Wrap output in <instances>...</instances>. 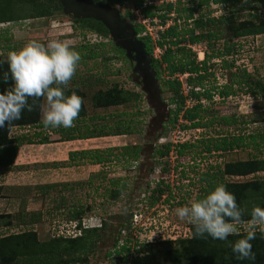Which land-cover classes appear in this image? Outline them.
Here are the masks:
<instances>
[{"label":"rangeland","instance_id":"374dc122","mask_svg":"<svg viewBox=\"0 0 264 264\" xmlns=\"http://www.w3.org/2000/svg\"><path fill=\"white\" fill-rule=\"evenodd\" d=\"M161 1L148 0L146 3L161 4ZM180 1L182 7L187 0ZM108 6L116 9L128 26L133 27L134 23L143 20L130 2ZM129 9L134 12L131 18L126 15ZM31 11V4L25 0L0 1L3 19L13 18L10 22L0 21L1 58L7 59L10 51L21 49L31 40L44 44L51 39L67 40L81 56L68 88L81 89L85 105L92 103V96L98 91L111 87L134 91L139 96L132 95L128 103L95 109V113H101L99 120L88 121L127 132L111 137L100 136L92 142L93 149L102 152L113 149L110 160L104 164L87 159L83 165L74 164L69 152L75 146L53 144L39 150H28V157L24 160L25 154L19 156L18 164L13 163L11 170L0 166V185L3 187L0 235L33 230L38 240L44 242L58 237H74L80 232L73 212L81 209V225L84 227L99 226L101 220L106 223L101 241L95 252L88 256L90 264H133L136 257H143L150 249L162 251L165 245L161 242L167 239L173 241L168 247L177 246L175 240L178 237H189L190 225L175 215V209L190 204L194 198L205 193L209 179H202V175H213L218 167L223 168L228 162L264 158V146L255 148L248 145L223 152H208L205 149L210 139H219L223 135L240 133L246 136L264 132V96H254L246 83L260 81L264 85V30L253 35H235L233 30L241 22L250 20V15L256 17L255 25L264 21V4L261 0H242L233 6L210 2L200 8V13L221 20L210 28L212 32L220 33L221 38L191 45L186 40L182 45L192 48L197 61L204 59V52L221 51L230 45L231 53L224 59L234 62L232 67L225 68L221 57L213 59L212 75L204 81L205 89L211 86L220 89L229 84L232 73L245 83L234 84L235 92L226 98L218 96L214 90L216 93L212 101L202 99L200 114L204 124L197 128H184L189 122L182 117V112L175 122H171L175 108L170 101L172 93L156 77L151 59L143 53V46L137 43L136 37L140 34L126 39L122 33L112 34L103 24L108 34L102 35L82 28L79 26L82 18L75 20L63 11L50 16L30 17ZM199 12L194 14V18ZM148 21L140 23L149 27L151 36L161 31L158 19H154L153 24ZM179 23L178 29L191 27L183 21ZM191 23L190 20L187 22ZM154 54L157 55L155 57L160 55L153 51ZM187 75H175L183 82L181 89L185 96L191 89L185 82ZM197 89L198 86L195 87ZM195 103L196 100L188 96L184 108ZM88 108L93 110L91 106ZM231 116L236 117L235 122L218 123L221 118ZM13 131L11 134L15 133ZM56 138L51 135L52 140ZM167 143L172 144L169 152L159 155L158 150H164ZM181 143L192 146L179 155L177 150ZM124 145L129 146L128 150L122 149ZM84 147H87L86 144H81L77 149H87ZM135 149H139L137 158L126 154H133ZM38 153L40 157L35 156ZM46 153L55 155L49 158L56 162L53 164L57 169L50 162H45L47 158L41 157ZM216 178H213L214 184L218 181ZM253 179H264V171L224 178L234 182ZM112 180L115 182L112 183ZM153 199L156 201L153 202ZM115 242L117 245L114 247ZM123 244L128 248L126 255L120 250ZM124 255L128 259L125 263L121 260ZM161 262L166 264L163 259Z\"/></svg>","mask_w":264,"mask_h":264},{"label":"trees","instance_id":"16d2710c","mask_svg":"<svg viewBox=\"0 0 264 264\" xmlns=\"http://www.w3.org/2000/svg\"><path fill=\"white\" fill-rule=\"evenodd\" d=\"M7 1L10 0H0ZM32 6L30 17H43L50 16L53 13L61 12L62 5L58 0H25ZM93 2H100L104 4H123L125 2L132 3L135 9H139L141 14L152 20L157 18L160 20V24H165L166 20L170 18V14H174L173 24L164 29L158 31L160 39L153 41L151 36L148 34L139 35L137 38L142 42L144 52L151 59V65L156 72V77L163 83L167 88L168 92L172 93L170 101L174 103L175 108L173 109V117L170 119L171 122H175L178 115L182 112V117L189 122L188 125H184V128H197L203 125L201 122V109L202 99L212 101L213 95L217 92L218 96L226 98L232 95L235 90L233 89L234 84L245 83L237 79L235 73H232V78L229 84H225L223 87L218 89L216 86L205 89L204 81L208 79L209 75H212L210 68L214 65L211 62L215 58H222L223 67H232L233 61L228 62L224 59L226 55L231 53L232 47L226 46L221 51H211L210 53L204 52V59L197 61L196 55L191 51V47L182 45L186 40L188 44H196L199 42L210 43L211 39H220V33L212 32L211 26L221 22L218 18L210 17L205 13H200V8L210 2L216 4H229L231 6L241 3L242 0H187L186 4H181L180 0H163L161 4L146 3L148 0H91ZM155 1V0H151ZM264 4V0H261ZM253 10H256L253 7ZM133 11L130 9L126 11L127 17H133ZM198 13V17L194 18V14ZM256 15V14H255ZM250 20H245L240 23L239 26L233 27L235 35H250L260 34L264 30V21L259 22L258 25L254 24L255 16L250 15ZM253 17V18H252ZM75 20H79L74 18ZM13 20L12 17L3 19V15L0 13V21L10 22ZM189 20L191 24H187ZM91 22L90 24L88 22ZM178 21H183L186 25L191 26L190 28L178 29ZM87 22V25L84 24ZM153 22V21H151ZM79 26L87 28L102 35H107L108 30L101 21L95 19H80ZM187 27V26H186ZM136 34H141L145 27L139 23H134L133 26ZM196 30L200 32L196 33ZM220 32V31H219ZM186 36V39H185ZM161 48L162 53L159 57L153 55V51L156 47ZM191 48V49H190ZM94 56V54H93ZM89 57V56H87ZM9 72V66L7 59L0 57V93L6 92L8 88L12 86L11 78L9 82L3 81V74ZM186 85H190L191 89L187 96L182 92L183 82L179 79L176 74H185ZM10 75V74H9ZM245 75V71L243 73ZM167 78H164V77ZM248 84V90L254 95L264 96V85L260 81L246 82ZM199 89L195 90V87ZM216 92H215V91ZM66 95H70L71 92L75 91L77 95L84 98L83 91L81 89L72 87L64 89ZM132 95L139 96L137 92L120 90L117 88H109L104 91H98L92 96V104L94 107L103 108L108 106H117L130 101ZM191 97L196 100L197 103L192 107L184 108L185 100L187 97ZM33 101L29 99L31 104ZM43 103V99L36 102L37 105ZM86 109L84 103L82 104V110L79 113L78 118H85ZM40 109L35 107L32 112L25 109L22 113L21 119L13 121L11 130L5 126L0 128V166L6 170H11L13 162L15 160L18 148L24 143H45L48 142L47 136H42L41 130L35 131L32 134L29 133H16L11 134L13 129H24L28 128H46L40 120ZM99 116H92L91 118H98ZM74 121V122H75ZM236 121L235 116L223 117L218 123L230 124ZM254 122V121H252ZM48 128V127H47ZM113 128L105 127L104 125H92L87 124L80 125L78 133L75 134L76 124L71 128L61 127L62 132H67V139L74 138H92L98 136H109L122 134L123 131L118 132L112 130ZM128 131V130H127ZM123 133H127L124 131ZM39 138V139H38ZM38 139V140H37ZM248 145H252L255 148L264 146V132L251 133L248 135H242L240 133H230L219 137V139H210L205 144V149L208 152L217 151L223 152L228 150H234L238 148H245ZM172 144L167 143L164 145V150H158L159 155L163 156L167 154ZM189 143H181L178 145L177 152L179 155L183 154L184 149L191 147ZM129 146H122L123 150H128ZM139 149H135L133 154L137 158V152ZM113 149L108 148L105 151L100 149L82 150L80 152H70V159L73 156L79 154L81 157L86 158L90 156L93 163L101 164L110 160V155ZM125 154V152H122ZM122 154H120L121 156ZM127 156V157H128ZM264 171V158H252L248 160H238L234 162H228L223 168L218 167L217 173L213 175L206 174L202 175V179L209 181L207 182V188L203 195H199L197 199L205 197L214 188L223 184L227 187V190L233 193L236 197V201L239 207L243 211V219H250V214L253 206H260L264 208V179H253L243 182L225 181V176H246L255 174L257 172ZM214 176H217L216 184L213 183ZM112 183L115 181L112 180ZM3 187L0 185V196L2 194ZM157 191L161 189L157 188ZM156 199H153L155 202ZM152 202V203H153ZM82 210L73 212V219L77 220L76 227L79 230V234L74 237H58L57 239H50L46 242L39 241L35 231L27 230L21 233H13L0 235V264H90L88 256L95 252L97 244L101 241L104 233L106 223L101 220L99 226L84 227L81 225V214ZM34 216V213H32ZM3 216L0 215V220ZM10 225V224H9ZM1 226V221H0ZM130 226V224L128 225ZM189 237H183L175 240L177 246L168 247L173 241L167 239L161 243L165 245L162 251L157 249H150V252L146 251V255L143 257L138 256L132 262L133 264H162L161 260L166 264H264V236L257 230L256 238L251 241L252 252L255 256L254 260L249 259H237L236 254L232 251L229 246L233 244L237 239L243 238L246 235L244 229H240V235L229 236L227 241L214 240L211 237L200 238L194 235V228L190 225ZM117 243H114V247ZM121 251H125V255L128 252L126 245L121 246ZM117 250L118 252H121ZM144 251V250H143ZM124 255L122 261L127 262V257Z\"/></svg>","mask_w":264,"mask_h":264},{"label":"clouds","instance_id":"9594fccd","mask_svg":"<svg viewBox=\"0 0 264 264\" xmlns=\"http://www.w3.org/2000/svg\"><path fill=\"white\" fill-rule=\"evenodd\" d=\"M80 60L79 52L67 40L60 39H51L47 44L31 40L21 49L10 51L9 72L3 74V81L8 83L11 78L12 86L0 93V128L7 126L10 131L13 121L21 119L25 109L32 112L37 106L46 128L73 127L83 98L75 91L66 95L64 89ZM41 99L45 102L37 105ZM175 215L193 226L194 235L200 238L227 241L229 236H239L240 226H244L246 235L229 245L241 260L255 259L251 241L257 230L264 236V208L253 206L250 219L244 220L235 195L223 184L205 197L194 198L190 204L175 209Z\"/></svg>","mask_w":264,"mask_h":264},{"label":"crops","instance_id":"0c3cea01","mask_svg":"<svg viewBox=\"0 0 264 264\" xmlns=\"http://www.w3.org/2000/svg\"><path fill=\"white\" fill-rule=\"evenodd\" d=\"M44 102L45 101L43 100V103ZM88 106H91L93 108V110L91 111V109H89ZM85 108H86L85 118L84 119L83 118H80L79 122L78 121H75L74 122V124H76V131L74 132L75 134L78 133V129H79L80 125L87 124L89 126H92L95 123L90 124L88 121H97V120H99V117L98 118H91V117L92 116H100L101 113L100 112L99 113H95L94 110L95 109L96 110L97 109H101V108L94 107L92 103L91 104H88V105H85ZM40 120H41V116H40ZM14 130H15V133H12V134H16V133L20 134V133H27V132L29 134H32L35 131L41 130V132L43 133L42 136H47L48 137V142H45V143H39V142H37V143H24V144L20 145L19 148H18L16 157H15V160L13 162L14 164H18L17 163L18 162L17 161L18 160V157L21 156L22 154H25V156H24V160H25L28 157V150H30V149L31 150L32 149L39 150V149H43L45 146L47 147V146H50V145H53V144H55V146L69 144L67 146H75L74 149H72L70 152H77L78 153V152H80L82 150H91V149H93L92 148L93 147L92 146V142L97 141V139H99V138L102 137V136L101 137L98 136V137H92V138H74V139H67V136H66L67 135V132H62L61 131V127H59V128H51V127H48V128H35V127L28 128V127H26L24 129H14ZM49 134H51L53 136H56L57 138L55 140H52L51 139V135H49ZM111 136H114V135H109V137H111ZM81 144H86L87 147H84V148H87V149H80V150L77 149L78 148V145H81ZM51 154L52 153H46L44 156H41V157L47 158L46 159L47 161H45V162H50L49 164L54 165L53 163H56V162L55 161L53 162L52 159L49 158V157H52L54 155V154H52V155ZM29 156H31V155H29ZM35 156L40 157V153H38ZM71 159H72V161L74 160V164H78V165L79 164H82L83 165V162H84L85 159H87L88 161H91L93 163V161L90 158V156H88L86 158H83L79 154H77V155L73 156V158H71ZM80 159H82V161ZM96 164H98V163H96ZM54 168L57 169V166L54 165Z\"/></svg>","mask_w":264,"mask_h":264},{"label":"water","instance_id":"95a60500","mask_svg":"<svg viewBox=\"0 0 264 264\" xmlns=\"http://www.w3.org/2000/svg\"><path fill=\"white\" fill-rule=\"evenodd\" d=\"M62 5V11L73 18H93L100 20L112 34L122 33L126 39L135 37L136 31L125 19H122L119 12L108 6V4L100 2H88L87 0H58ZM89 6V7H88ZM126 30L125 31V29ZM137 38V37H136ZM137 43L142 42L137 38ZM144 52V48L142 47ZM146 54V53H145Z\"/></svg>","mask_w":264,"mask_h":264},{"label":"built area","instance_id":"2783aa9c","mask_svg":"<svg viewBox=\"0 0 264 264\" xmlns=\"http://www.w3.org/2000/svg\"><path fill=\"white\" fill-rule=\"evenodd\" d=\"M150 3H152V2H149V4ZM135 11H139V14L142 16V19L143 20H140L139 21V23L140 22H142V24H145V20L146 21H154V19H157V18H153L152 20H150V19H148V18H146V17H144L142 14H141V12H140V10H137V9H135ZM134 13V12H133ZM173 15V14H172ZM171 14H170V16H172ZM139 20V19H138ZM148 21V22H149ZM173 22V19L170 17V18H168L167 20H166V22H165V24H164V26L163 25H161L160 24V20L158 19V27L160 28V30L161 31H163L164 29H166L167 27H169L170 26V24H173L172 23ZM152 24H153V22H151ZM178 23H179V21H178ZM141 24V23H140ZM144 27H145V30L147 29V31H143L140 35H145V34H148V35H150V32L148 31V30H150L149 29V27H147L146 25H143ZM154 26V25H153ZM151 36V35H150ZM151 38H153L152 40L155 42V41H157V40H159L160 39V36H159V33H158V31L157 32H155V35L154 36H151ZM154 52L156 53V52H158L159 54H161L162 53V50H161V48H159L158 46L155 48V50H154ZM154 56H157L156 54H154Z\"/></svg>","mask_w":264,"mask_h":264}]
</instances>
